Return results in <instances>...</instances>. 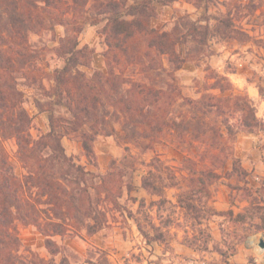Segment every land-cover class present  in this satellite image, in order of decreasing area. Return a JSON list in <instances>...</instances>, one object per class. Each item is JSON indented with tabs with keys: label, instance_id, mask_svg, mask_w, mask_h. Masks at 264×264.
<instances>
[{
	"label": "rangeland",
	"instance_id": "rangeland-1",
	"mask_svg": "<svg viewBox=\"0 0 264 264\" xmlns=\"http://www.w3.org/2000/svg\"><path fill=\"white\" fill-rule=\"evenodd\" d=\"M154 6L151 26L172 31L178 25L176 50L186 60L173 69L168 55H160L149 71L152 82L137 63L126 64L125 76L166 91L150 113L164 124L147 132L139 114L127 119L110 108L92 156L78 132L63 138L67 155L85 172L69 186L65 233L50 236L56 253L35 225L16 222L17 254L27 262L34 255L38 264H61L63 258L70 264H264V228L257 227L264 216V0ZM187 22L197 29L189 32ZM104 23H86L78 34L80 46L93 49L89 65L80 66L89 75L107 70ZM55 30L57 37L65 34L62 25ZM50 37L43 34L39 43L41 36L30 35L39 45H55ZM44 56L38 74L50 86L51 72L62 62L48 49ZM168 83L176 89H167ZM21 87L37 136L48 130V112L35 105L39 92ZM238 97L255 107L259 124L253 131L242 126L246 112L237 108ZM208 101L217 104L210 113L204 110ZM4 146L15 172L24 175L15 139L6 138ZM147 176L163 188L161 195L143 187ZM137 220L151 231L152 223L168 221L166 240L147 242Z\"/></svg>",
	"mask_w": 264,
	"mask_h": 264
},
{
	"label": "trees",
	"instance_id": "trees-1",
	"mask_svg": "<svg viewBox=\"0 0 264 264\" xmlns=\"http://www.w3.org/2000/svg\"><path fill=\"white\" fill-rule=\"evenodd\" d=\"M128 1L93 0L87 6L89 0H0V264H38L39 258L34 255L27 262L17 254L21 246L18 221L35 225L46 236L49 252H57L50 236L65 233L66 210L71 203L69 186L79 183L85 172L67 155L62 142L65 136L78 132L86 154L92 156L93 142L105 121L103 115L110 108L127 119L139 114L147 132L160 131L164 124L162 117L150 116L151 108L158 105L166 91L151 83L149 71L157 68L162 54L168 55L173 69L180 68L186 58L176 50L178 25L172 31H159L150 20L156 15L155 1L170 4L175 0ZM209 1L195 0L197 4ZM100 22H105L102 33L107 70L89 75L80 66L89 65L93 49L80 46L78 34L86 23ZM188 23L189 32H194L197 28ZM56 25L65 28L63 36H56ZM46 33H51L48 40L57 42L55 45H39ZM31 34L41 36L39 43L31 41ZM47 49L62 62L51 72L50 86L38 74ZM129 63L141 65L151 82L126 77L125 66ZM21 85L39 92L41 98L36 96L35 105L40 112H48V130L37 136L31 131L33 116L25 105ZM167 89L176 87L168 83ZM203 104L209 113L217 106L210 101ZM235 104L246 112L243 128L253 131L259 124L255 107L244 97H238ZM130 125L128 122L126 126ZM9 137L15 139L17 158L26 169L22 176L15 172L5 149L4 140ZM234 162L239 169V159ZM151 178H143V187L161 195L163 188ZM261 221L257 227L264 228V216ZM137 225L149 243L166 240L163 228L170 226L164 220L160 225L152 223V231L140 220ZM61 264L70 263L63 258Z\"/></svg>",
	"mask_w": 264,
	"mask_h": 264
}]
</instances>
